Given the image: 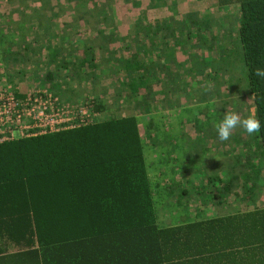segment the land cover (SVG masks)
Returning a JSON list of instances; mask_svg holds the SVG:
<instances>
[{"label":"trees","instance_id":"trees-1","mask_svg":"<svg viewBox=\"0 0 264 264\" xmlns=\"http://www.w3.org/2000/svg\"><path fill=\"white\" fill-rule=\"evenodd\" d=\"M8 1L10 3L13 0ZM19 1L20 4L26 3L24 0H15L17 4ZM77 1L78 12L81 13L79 17L88 13L89 18L91 17L88 20H104L95 9V0ZM163 1L149 0L157 12L164 11V7H159ZM217 1L219 7H236L239 11L237 40L242 49L241 66L245 71L246 90L253 96L254 115L261 123V130L252 135L242 129L238 130L236 141L239 145H245L250 152L242 174H238L237 165L226 172L227 179L222 173L225 170L221 168L211 172L207 170V173L213 174L212 178L221 179L223 189L233 190L236 197L241 196L244 201H248L257 193L258 188L264 189V79L255 75L257 68H264V0ZM90 5L95 8L91 9L93 6ZM24 6L28 8L26 4ZM21 8V5L18 8L10 6L13 13L8 11L3 17L2 23H20L15 26V30L0 27V54L4 53L7 63L21 59L27 62L31 58L26 48V30L30 31L33 18ZM15 13L22 14L21 19H16ZM121 14V9H118L115 17L119 15L120 18ZM133 14L135 13H125V19L131 18ZM40 16L42 15L38 17ZM138 17L134 22L139 28L151 29L149 24L138 23ZM117 20L122 23V20ZM203 20L205 19L201 20L196 13L191 12L187 23L183 25L184 37L181 40L189 44L195 40L203 41L210 31ZM161 22L157 21L159 25ZM32 26L31 31L35 29L32 32L34 36L41 35L44 28L43 30L48 31L45 35L50 37L54 33L58 37L56 29L50 30V26H45L39 18ZM155 26L156 24L153 25ZM64 37L67 40V36ZM76 50L72 53H76ZM50 53L54 54L55 51L51 49ZM140 58L139 55L137 61ZM88 60V55L84 56L83 63L79 66L88 63ZM226 62L230 63L229 58ZM139 63L138 67L141 65ZM151 67V77L160 82L161 71H154L155 66ZM67 70L70 69L66 64L60 65L57 72L49 70L45 79L52 84L62 82L68 76ZM72 75H75L74 72ZM134 78L123 82L122 91H128V97H135L140 102V107H149V103L154 100L155 86L147 80L144 73L141 77ZM142 85H145L146 90L143 95ZM25 95L26 90H17L18 97ZM89 107L99 115L87 125L0 143V230L21 228L33 232L56 229L59 235H37L39 242L49 244L51 240L64 238L75 241L94 239L97 231L104 230L107 224L115 223L111 219L115 213H144L141 218L131 219L143 226L156 221L154 214L158 212V207L154 196L158 189L151 184L147 171L146 140L143 141L140 131L141 117L104 116L102 112L106 107L99 100L91 102ZM252 156L257 158V162L249 173L248 170L253 165L250 160ZM236 184L240 186L236 187ZM171 187L173 186L166 185L167 197L174 193ZM191 190L193 188L189 187L187 192ZM163 206L172 207L175 204L166 203ZM193 227L196 229L194 233H185L181 243H193L196 250L183 253V264H264V206L233 210L224 216L199 221ZM164 230L160 237L167 239L169 236H166L167 233L163 234ZM76 247V244L73 245L70 252ZM93 259L96 258L86 254L81 255L78 260L83 263ZM106 259L110 260V256Z\"/></svg>","mask_w":264,"mask_h":264},{"label":"rangeland","instance_id":"rangeland-1","mask_svg":"<svg viewBox=\"0 0 264 264\" xmlns=\"http://www.w3.org/2000/svg\"><path fill=\"white\" fill-rule=\"evenodd\" d=\"M24 1L26 3L20 4L19 1L17 4L15 0L10 3L0 0V27L15 30V26L20 25L18 22L14 25L2 23L10 6L18 8L21 5V9L33 18L30 31L26 30V48L31 60H11L7 63L4 53L0 54V83H4L2 78H5L17 89L26 90V93L47 88L63 102L76 105H89L99 100L106 107L102 112L104 116L141 117L140 131L143 134L163 130L192 133L196 145L193 147L194 154L200 143L199 155L196 154L190 161L194 167L201 165L199 179L203 184L197 187L200 195L223 197L226 212L264 206L262 187L250 200L244 201L241 196L236 197L233 190L223 189L221 179L211 178L213 174L207 173L213 167L221 168L225 170L222 173L227 179L226 172L230 167L237 165L238 174H242L249 160L248 148L236 141L238 130L242 128L234 129L227 141H221L216 130V124L227 112L238 113L244 119L254 111L253 96L246 90L245 71L241 66L242 49L237 40L239 11L236 7H219L217 0H164L163 5H159L164 7V11L157 12L149 0H95L97 7H90L93 6L91 9L95 8L104 19L98 21L88 20V13L79 17L81 13L78 12L77 0ZM118 9L122 11L120 18L119 15L115 17ZM191 12L201 20L205 19L203 21H206L210 31L203 41L195 40L189 44L181 39L184 37L183 25ZM125 13L135 14L125 19ZM14 16L21 19L22 14L15 13ZM137 17L138 23L149 24L151 29L139 28L134 22ZM38 18L43 20L45 26H50V30L56 29L58 37L53 33L50 39L45 35L48 31L44 28L41 35L34 36L32 32L35 29H31ZM158 20L162 21L161 25L157 23ZM51 49L55 51L54 54L50 53ZM75 49L77 52L72 53ZM86 55L89 57L88 63L79 66ZM139 55L142 58L138 60L140 63L137 61ZM228 58L230 63L226 62ZM137 63L142 66L138 67ZM64 64L70 69L67 70L68 76L62 82H47L46 73L51 69L57 72ZM152 65L155 66L154 71H161L160 82L151 77ZM73 72L75 75H72ZM143 73L155 86L154 100L149 107H140L135 97H128V91H122L123 82L141 77ZM144 88L145 85H142V95L146 92ZM146 154L149 163H163L166 160L165 157L158 158L155 155L157 152L149 149ZM158 159L159 162L156 161ZM250 160L253 165L249 173L257 158L252 156ZM191 175L198 176L196 168ZM239 181L241 183V179ZM212 182L215 184L205 186ZM219 191L223 193L218 194Z\"/></svg>","mask_w":264,"mask_h":264},{"label":"crops","instance_id":"crops-1","mask_svg":"<svg viewBox=\"0 0 264 264\" xmlns=\"http://www.w3.org/2000/svg\"><path fill=\"white\" fill-rule=\"evenodd\" d=\"M141 136L144 142L146 140V153L149 149L157 152L155 155L158 158H166L163 163H149L147 157L150 182L158 189L154 196L158 207L154 223L143 226L131 221L132 218L143 217L144 213H115L111 217L115 223L107 224L104 230L97 231L94 239L75 241L64 238L51 240L49 244L39 242L37 235H59L56 229L33 232L21 228L1 229L0 264H183V253L196 250L193 243H181L184 234L192 231V235L196 230L193 225L199 221L224 216L232 211L226 212L223 197L201 196L197 190L203 183L191 173L194 168L199 172L201 165L194 167L190 161L196 154L199 155L200 143L194 154L193 147L196 145L192 133L163 130L141 133ZM181 157L182 160L179 159ZM156 161L159 162V159ZM211 169L216 170L214 167ZM168 184L173 186V191L175 189L171 197L165 193ZM212 184L215 183L205 186L210 187ZM189 187L193 191L187 192ZM166 203L175 206H163ZM163 229V234L169 236L167 239L160 237ZM75 244L78 247L70 252ZM86 254L96 259L79 262V257ZM108 256L110 260L106 259ZM75 257L77 259L73 260Z\"/></svg>","mask_w":264,"mask_h":264},{"label":"built area","instance_id":"built-area-1","mask_svg":"<svg viewBox=\"0 0 264 264\" xmlns=\"http://www.w3.org/2000/svg\"><path fill=\"white\" fill-rule=\"evenodd\" d=\"M0 83V143L87 125L98 117L87 104L63 102L47 88L17 96V87Z\"/></svg>","mask_w":264,"mask_h":264},{"label":"clouds","instance_id":"clouds-1","mask_svg":"<svg viewBox=\"0 0 264 264\" xmlns=\"http://www.w3.org/2000/svg\"><path fill=\"white\" fill-rule=\"evenodd\" d=\"M255 75L261 79H264V68H257ZM237 127L242 128L247 134L252 135L260 132L261 123L253 114H250L244 119L235 112H227L224 118L216 124V130L218 137L221 141H227L230 139L233 130Z\"/></svg>","mask_w":264,"mask_h":264}]
</instances>
